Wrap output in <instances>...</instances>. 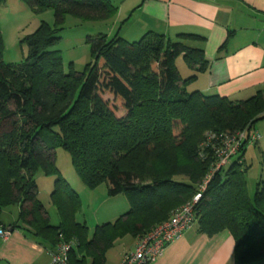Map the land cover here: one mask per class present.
Here are the masks:
<instances>
[{"label":"trees","instance_id":"1","mask_svg":"<svg viewBox=\"0 0 264 264\" xmlns=\"http://www.w3.org/2000/svg\"><path fill=\"white\" fill-rule=\"evenodd\" d=\"M21 1L36 14L52 10L56 29L41 24L24 40L26 61L15 65L2 60L0 30V217L4 207L19 203L22 222L10 229L48 251L60 241L70 244V264H105L116 240L146 234L200 193L197 232L228 231L234 264H264V153L253 197L244 159L247 145L258 140L242 144L212 174L217 141L207 142L209 133L253 132L264 118V90L243 101L189 92L197 74L183 79L176 59L182 56L190 67L200 63V71L202 51L153 31L132 42L118 34L89 36L85 72H65L54 46L66 16L103 22L117 7L109 0ZM56 148L70 154L85 186L107 183L108 195H124L129 210L97 225L91 236L75 219L80 200L55 165ZM39 170L56 176L51 201L57 227L37 197Z\"/></svg>","mask_w":264,"mask_h":264},{"label":"crops","instance_id":"2","mask_svg":"<svg viewBox=\"0 0 264 264\" xmlns=\"http://www.w3.org/2000/svg\"><path fill=\"white\" fill-rule=\"evenodd\" d=\"M116 14L101 22L100 33L118 34L132 42L153 31L186 47L202 51L204 66L178 64L183 79L197 78L187 87L189 92L219 95L232 101H243L264 90V0H109ZM193 35L181 38L179 35ZM182 56H179L176 61ZM253 132L261 135L254 145L264 153V118L254 124ZM233 160V159H232ZM260 160V157H259ZM3 225H0V229ZM3 237L0 263L36 264L43 259L50 264L48 250L20 229ZM137 238L125 236L106 252L105 264H119L132 251ZM234 240L228 231L213 236L197 232L196 223L179 240L171 243L161 257L150 264H234ZM19 261V262H18Z\"/></svg>","mask_w":264,"mask_h":264},{"label":"rangeland","instance_id":"3","mask_svg":"<svg viewBox=\"0 0 264 264\" xmlns=\"http://www.w3.org/2000/svg\"><path fill=\"white\" fill-rule=\"evenodd\" d=\"M43 23L50 29H56L52 10L36 14L21 0H3L0 2V30L3 39L2 60L5 64L15 65L26 61L28 51L24 40ZM100 24L99 21H86L74 16H66L64 23L61 25L60 40L54 46V49L60 51L65 72L70 69L85 72L87 65L91 62L90 46L87 38L100 33ZM182 59L181 57L176 61L177 68L179 63L184 62ZM118 114L123 115L124 112L119 111ZM258 154V147H251L246 156L248 165L246 180L251 197H253L262 175ZM55 165L61 177L77 193L81 207L75 215V219L87 226L91 236L97 225L114 223L120 215L129 210V204L124 195H108L107 183H100L94 188L85 186L73 167L70 154L62 148H56L55 150ZM55 179L56 176L46 175L42 170H39L35 176L37 197L48 213L50 224L57 227L60 218L51 201ZM19 213V203L4 207L0 217V222L3 225L1 229H6L7 226L15 223L21 224ZM25 237L30 238L27 234H25ZM3 246V237L0 236V249ZM1 262L2 264H11L7 259ZM36 264L47 263L41 259Z\"/></svg>","mask_w":264,"mask_h":264},{"label":"built area","instance_id":"4","mask_svg":"<svg viewBox=\"0 0 264 264\" xmlns=\"http://www.w3.org/2000/svg\"><path fill=\"white\" fill-rule=\"evenodd\" d=\"M260 138V134L256 132L247 133V130L231 135L207 134V142L217 141V145L213 150L216 162L211 169V174L220 168L226 167L230 158L239 153L242 144L245 142L252 144ZM202 188L204 189V185ZM200 198L201 194H196L193 201L176 209L168 220L156 225L146 234L139 236L134 249L125 253L119 264H150L161 257L171 243L182 238L183 234L195 224L194 204ZM0 236L8 237L9 231L0 230ZM69 250L70 244L60 241L53 250L48 251L50 264H70Z\"/></svg>","mask_w":264,"mask_h":264},{"label":"water","instance_id":"5","mask_svg":"<svg viewBox=\"0 0 264 264\" xmlns=\"http://www.w3.org/2000/svg\"><path fill=\"white\" fill-rule=\"evenodd\" d=\"M10 231H11V229H10Z\"/></svg>","mask_w":264,"mask_h":264}]
</instances>
